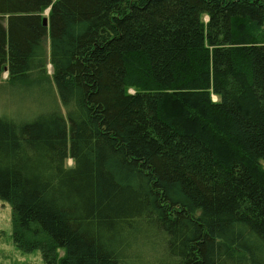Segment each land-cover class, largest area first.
I'll list each match as a JSON object with an SVG mask.
<instances>
[{"label": "trees", "instance_id": "obj_1", "mask_svg": "<svg viewBox=\"0 0 264 264\" xmlns=\"http://www.w3.org/2000/svg\"><path fill=\"white\" fill-rule=\"evenodd\" d=\"M5 72L15 94L59 98L0 112L17 247L43 264H264V0H0Z\"/></svg>", "mask_w": 264, "mask_h": 264}, {"label": "rangeland", "instance_id": "obj_2", "mask_svg": "<svg viewBox=\"0 0 264 264\" xmlns=\"http://www.w3.org/2000/svg\"><path fill=\"white\" fill-rule=\"evenodd\" d=\"M47 13L48 11L45 12V14ZM205 19L207 20V18ZM46 46L49 49L48 39L46 40ZM52 75L53 67L50 63H48L45 78H51ZM7 81L8 73L5 72L2 74L0 79V112L12 114L16 111L17 115L22 118L32 115L33 112L36 114L42 111L49 103H51L52 99L59 101L55 90L51 92V96L53 98L45 94V92L39 88L34 89V92L29 91L26 93L20 92L19 94H15V92L10 90L8 87ZM212 99L217 101L218 97L216 95H212ZM41 101H43L44 104H42ZM187 106L188 104L185 100H183V102L179 101L178 103H173L172 107H168L166 113L169 115L171 120L179 121L181 119L180 113L182 110L184 111V108ZM222 141L228 143L225 136L222 137ZM225 147L228 152H231V155H240V150L238 148H235L230 144L225 145ZM67 164L68 166H72L73 161L68 159ZM259 166L264 169V161H261ZM12 219L11 204L0 198V264H43L44 258L41 250L37 249L34 251H24L15 245L12 238ZM63 253L64 251L60 250V256H62Z\"/></svg>", "mask_w": 264, "mask_h": 264}, {"label": "water", "instance_id": "obj_3", "mask_svg": "<svg viewBox=\"0 0 264 264\" xmlns=\"http://www.w3.org/2000/svg\"><path fill=\"white\" fill-rule=\"evenodd\" d=\"M43 23H44L45 26L48 25V18L47 17L44 18Z\"/></svg>", "mask_w": 264, "mask_h": 264}]
</instances>
